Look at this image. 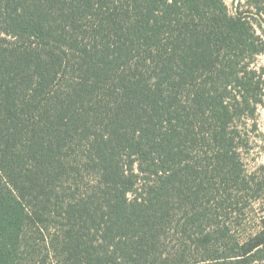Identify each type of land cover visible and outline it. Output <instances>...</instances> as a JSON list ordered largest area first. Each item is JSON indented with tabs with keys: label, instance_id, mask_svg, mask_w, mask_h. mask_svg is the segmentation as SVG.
<instances>
[{
	"label": "trees",
	"instance_id": "trees-1",
	"mask_svg": "<svg viewBox=\"0 0 264 264\" xmlns=\"http://www.w3.org/2000/svg\"><path fill=\"white\" fill-rule=\"evenodd\" d=\"M262 56L224 0H0V264H264Z\"/></svg>",
	"mask_w": 264,
	"mask_h": 264
},
{
	"label": "rangeland",
	"instance_id": "rangeland-1",
	"mask_svg": "<svg viewBox=\"0 0 264 264\" xmlns=\"http://www.w3.org/2000/svg\"><path fill=\"white\" fill-rule=\"evenodd\" d=\"M231 13L242 11L250 14L259 13L264 15V0H224ZM259 64L264 66V56L259 58ZM245 149L242 152V159L245 170L249 176L256 179V183L261 184V194H264V106L260 107L255 119L249 120L245 124ZM256 207L259 209L260 204Z\"/></svg>",
	"mask_w": 264,
	"mask_h": 264
}]
</instances>
